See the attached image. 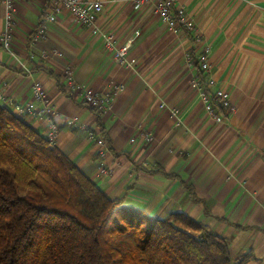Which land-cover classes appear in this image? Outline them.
<instances>
[{"label":"crops","instance_id":"crops-1","mask_svg":"<svg viewBox=\"0 0 264 264\" xmlns=\"http://www.w3.org/2000/svg\"><path fill=\"white\" fill-rule=\"evenodd\" d=\"M101 1L97 25L115 46L131 39L124 62L67 10L35 37L49 0H16L13 38L8 48L0 45V95L23 103L39 82L55 109L54 145L107 196L124 195V205L153 217L183 212L223 237L231 256L247 253L241 264H264V0H177L194 40L167 25L151 4L134 9L130 0ZM190 47L204 53L211 88L229 92L233 109L220 120L205 112L193 87ZM81 84L99 95L122 85L99 114L108 138L103 154L89 137L100 132ZM24 118L46 132L45 118Z\"/></svg>","mask_w":264,"mask_h":264},{"label":"trees","instance_id":"trees-1","mask_svg":"<svg viewBox=\"0 0 264 264\" xmlns=\"http://www.w3.org/2000/svg\"><path fill=\"white\" fill-rule=\"evenodd\" d=\"M170 11L176 17L174 5ZM179 28L194 40L190 29ZM199 54L189 48L208 93ZM88 107L108 141L100 112ZM183 187L196 201L193 187ZM123 200L107 196L24 115L0 102V264H241L246 258L231 256L223 237L183 212L153 217Z\"/></svg>","mask_w":264,"mask_h":264},{"label":"built area","instance_id":"built-area-1","mask_svg":"<svg viewBox=\"0 0 264 264\" xmlns=\"http://www.w3.org/2000/svg\"><path fill=\"white\" fill-rule=\"evenodd\" d=\"M130 1L134 9H139L142 5L147 3L151 4L153 10L159 15V17L172 28L179 27L180 23L188 29L192 27V22L185 17L181 6H174L177 18L170 11L171 6L174 5L177 0ZM15 2L16 0H0V4L4 8V27L0 30V45L5 48L10 46V42L13 38V12ZM60 10H67L78 24L87 28L93 36H97L100 39L102 47L105 50L112 51L113 58L117 62H124L131 39L129 38L123 44L115 46L111 34L97 25L96 21L102 10L101 0H49L47 8L36 28L35 37L45 35L47 25L54 19L56 13ZM187 58L190 59L189 56H187ZM199 62L201 68L206 72L209 65L205 59L204 53L199 54ZM65 74L70 77L71 69H66ZM194 80L196 90L204 103L205 112L210 117L215 120H220L223 116V113L218 112L217 107L211 102V98L215 100L217 106L224 109V113H228L233 109L229 92L226 89L217 86L211 88L215 83V80L211 76L206 77V87L210 88L208 93L205 90V84L201 83L197 76H195ZM80 88L83 92V101L85 104L102 113L111 106V103L121 90L122 85L113 84L110 90L103 95L97 94L90 85L81 84ZM34 101L39 104H36ZM0 102L7 105L17 115H24L27 113L39 119L45 118L48 126L44 135L50 142L54 143L57 130V124L54 121L55 109L50 104L47 94L39 82L35 81L33 83L32 100L23 103L12 100L5 101L4 97L0 95ZM169 111L173 115L177 114V110L174 107L169 108ZM75 121L76 117H72L67 122L73 123ZM143 136L146 139H150L151 137L149 133H144ZM89 137L95 141L100 148L99 152L103 154L107 149L105 138L94 132H90ZM131 140L133 139L131 138ZM99 171L107 173L109 170L106 166H99ZM254 264L260 263L256 262Z\"/></svg>","mask_w":264,"mask_h":264},{"label":"rangeland","instance_id":"rangeland-1","mask_svg":"<svg viewBox=\"0 0 264 264\" xmlns=\"http://www.w3.org/2000/svg\"><path fill=\"white\" fill-rule=\"evenodd\" d=\"M191 21V20H190ZM191 29H193V24H192V27L190 28V30ZM197 37H199L198 35H197ZM192 84H193V87H194V89L196 90V84H195V80H194V78L192 79ZM196 92H197V90H196Z\"/></svg>","mask_w":264,"mask_h":264}]
</instances>
